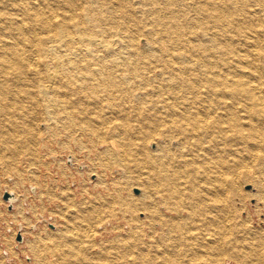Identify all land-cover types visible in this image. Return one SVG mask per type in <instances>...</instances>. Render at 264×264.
I'll use <instances>...</instances> for the list:
<instances>
[{
	"label": "bare ground",
	"instance_id": "obj_1",
	"mask_svg": "<svg viewBox=\"0 0 264 264\" xmlns=\"http://www.w3.org/2000/svg\"><path fill=\"white\" fill-rule=\"evenodd\" d=\"M52 140L104 172L80 201L59 188L49 238L116 217L125 235L97 242L112 264H263L264 226L241 213L264 209V178L245 180L247 160L264 171V0H0V173L42 164Z\"/></svg>",
	"mask_w": 264,
	"mask_h": 264
},
{
	"label": "rangeland",
	"instance_id": "obj_2",
	"mask_svg": "<svg viewBox=\"0 0 264 264\" xmlns=\"http://www.w3.org/2000/svg\"><path fill=\"white\" fill-rule=\"evenodd\" d=\"M59 116L61 117V115H59ZM37 126H38L37 129H39V130L41 128H45V127H43L42 123L38 124ZM46 136H47L46 133L43 134V137H46ZM64 136H65V133H64ZM49 144L47 146H44L42 143L40 145H38V147L40 146L38 148L39 149L38 152L43 153L42 156H44V159L41 156L43 163L42 164L38 163L40 166L39 165L37 166V164L36 165H29V164H27V162L25 160L22 159L20 162L17 163L18 170H15V169H14V171L10 170L7 172L8 174L7 173L6 174L0 173V264H30V261H32L33 264H112V261L114 259V257H113L114 254H112V253L115 250H113V249H112V251L109 250L108 253L107 252L105 253V251H103L104 252L103 254H105V256H107V258L103 254H101V256H100L99 255V249L97 246V242H100L103 244V246L107 247V245L109 246L108 242L110 240L114 239L116 236H118L117 232L118 233L120 232L121 235H125L127 227L124 225V221L121 218L116 219V217H111L110 219L108 218L105 220V218L102 217L103 221L101 220V222L99 221V222L93 224V226H91L90 228H89V226H85L83 222H80L83 225H81L80 223L79 224L76 223L75 224L76 226L73 225L72 228H70L73 230V232L71 230L67 233L69 238L70 237L72 239H73V237L75 238L69 244L68 243L64 244L63 242H60V240L58 238H55V237H54L55 239L53 237H52V239L49 238L51 236H55V234H56V233H54V232L52 233V231H50L51 229H54V227H52V225L57 224L59 226L61 225L60 228H64L63 219L61 218V216H59L54 211L55 208L56 209H59L60 207L65 208V205L63 204V202H61V200L59 201L60 197L56 196V195H60L61 190L59 191V188L61 189L63 185L64 186L70 185L72 194H75V200L80 201V200H82L80 197V195L82 193V190H81L82 186H84V185L88 186L89 185L88 187H91V185H93L94 182L96 181L97 172L98 173H99V171H100V173L104 172V170L99 165L95 166L94 162H92V159L95 161L94 154L92 153L93 155L91 156V154L86 152L87 153V155H86L85 150H77L75 143L69 142L70 148H69V146L67 148H69L70 150H68V151L66 150L67 148H62V146L60 144H58V142L56 140L50 141ZM40 148H41V150H40ZM155 148H156V146L154 143L153 144L151 143L148 145L149 150H153ZM63 149L66 150V152L61 151ZM49 150H50V153H49ZM72 154H74V155H72ZM87 157H88V159H87ZM91 157H92V159H90ZM73 159H75V162ZM89 162L91 163V165L89 164ZM19 164H20L21 170L24 172H22L20 170ZM85 164H87V165H85ZM60 165H61V167H60ZM245 166H246L245 167V173H248V172L251 173L252 170L254 171L251 173V175L250 174H249V176L246 175L247 176L245 179L246 182H249L250 181L249 179H252V178L253 179H257V177H258V179L259 178L261 179L262 177L264 178L263 168L260 167V169H261V171H260L259 167H257V164H255L253 162L251 163L249 160H247ZM96 167H97V169H96ZM90 168L91 169L93 168L92 172L90 171L91 170ZM141 169H143V168L136 169L134 171V173H132L134 178L131 176L130 180L129 179L127 180L128 181L127 182V188L129 189V190H127V192L131 193V195H133V196H140L142 194V189L139 186L140 181H138V180L140 178L145 177L146 171L141 170ZM61 170H63V171H61ZM86 170L89 172H87ZM33 172H36L35 173L36 176L34 175ZM255 172H257V174ZM29 173H32V174H29ZM41 174L42 175L45 174L43 176L44 179L40 178V177H42ZM47 174H48V176H47ZM105 174H106V177L104 176L105 179H110V174L106 173V172H105ZM113 174L116 177H118V176L120 177V175H121L119 170H114ZM138 174H139V176L137 177L136 175H138ZM60 175H62V177ZM17 177L18 178L20 177L21 179L20 178L17 179ZM47 177H49V178H47ZM26 178L28 180H26ZM35 178H36V180H35ZM137 178H139V179H137ZM14 179H15V181H14ZM50 179H52V181ZM85 179H86V181H85ZM121 180L122 179H117L118 182H121ZM78 181H80V182H78ZM56 182L58 184H56ZM86 182H87V184H86ZM79 184L80 185L82 184V186H80L81 188L79 187ZM41 185H43V187ZM35 186H36V188H35ZM48 187H52V190H51V188L48 189ZM40 188H41V190H40ZM6 190L8 191V194L12 193L15 196H16V193H19V194H17L15 200H11L10 195L7 194ZM44 190H45V192H43ZM242 190L248 194L254 193L252 186H250V184H247V183L242 184ZM9 191H11V192H9ZM24 191H25V193H24ZM46 191L48 192V194ZM73 191H77V192H73ZM125 191H126V189H125ZM40 193H41V195H40ZM53 193H54V195H53ZM43 196H45V197L43 198ZM50 196L52 197L53 200L51 199ZM54 196H56V197H54ZM17 197L18 198L20 197V200ZM34 197H35V199H34ZM58 197H59V199H58ZM253 203H254V200H251V203H250L248 210H247L249 212V214L245 211V212L241 213V215H242L243 219L246 218V220L247 219L250 220L249 224H250V226H252V228H261L264 226V209H260V212H258V211L256 212L255 208L253 209V205H252ZM262 205H263L262 203L259 204V207L263 208ZM20 212H23V213H20ZM41 216H43V217L45 216V218H48V221L51 220L50 223H45L42 220ZM136 216H138L139 219L143 218V215L140 213H138ZM119 219L122 221H120ZM112 220H113V222H112ZM105 222H107V224ZM103 223H104V225H103L104 227L108 226V228L106 227V229L108 231L101 225ZM111 224H113V225L117 224L119 226L118 227L119 229H116V228L112 229L110 227ZM78 225H80L81 227L79 228ZM121 227H124V228H121ZM142 229H143V233L141 234V238L144 242H148L149 231L147 230L146 227H143ZM74 230L77 232H75ZM111 230H113V231H111ZM116 230H118V231L115 232ZM63 231H64V229H63ZM90 231H92V232H90ZM99 231H100V233H99ZM96 232L98 233V235ZM20 233L23 235V237H21ZM75 233H76V235H75ZM90 233H92L93 236ZM101 233H103V234H101ZM78 234H80L81 237H79ZM24 235H25V237H24ZM18 237H20L19 240H18ZM74 240L75 241L79 240L80 242L76 243ZM34 243H36L37 245ZM78 243H81V244H78ZM130 243H132V241ZM133 243H135V242L133 241ZM72 245H74V246H72ZM109 249H111V248H109ZM109 257H111V258L109 259ZM130 257L131 256H129L127 259H125L124 262L128 260L130 262L129 263L127 261L129 264H134L135 263L134 257L132 256L133 258L131 257V259H130ZM107 259H109V260H107ZM222 260L223 261L219 260V262H217V264H237L234 260L229 259V258H225ZM120 261H117V263H123L122 262L123 260H120ZM262 261H263V259H262ZM127 262H125V263H127ZM156 262H158V261H156ZM263 264H264V262H263Z\"/></svg>",
	"mask_w": 264,
	"mask_h": 264
},
{
	"label": "crops",
	"instance_id": "obj_3",
	"mask_svg": "<svg viewBox=\"0 0 264 264\" xmlns=\"http://www.w3.org/2000/svg\"><path fill=\"white\" fill-rule=\"evenodd\" d=\"M30 264H33L32 261H30Z\"/></svg>",
	"mask_w": 264,
	"mask_h": 264
},
{
	"label": "water",
	"instance_id": "obj_4",
	"mask_svg": "<svg viewBox=\"0 0 264 264\" xmlns=\"http://www.w3.org/2000/svg\"><path fill=\"white\" fill-rule=\"evenodd\" d=\"M7 195V194H6ZM9 195V194H8ZM20 239V237H18V240Z\"/></svg>",
	"mask_w": 264,
	"mask_h": 264
}]
</instances>
